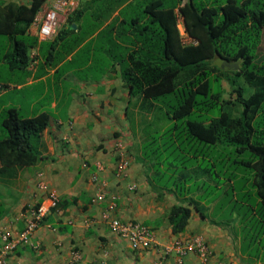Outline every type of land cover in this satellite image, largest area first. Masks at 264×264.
<instances>
[{
    "label": "crops",
    "instance_id": "1",
    "mask_svg": "<svg viewBox=\"0 0 264 264\" xmlns=\"http://www.w3.org/2000/svg\"><path fill=\"white\" fill-rule=\"evenodd\" d=\"M32 1L0 0V13L12 3ZM90 1L79 0L80 20L71 26L68 18L63 19L56 35L48 39L37 35L40 10L25 34L32 44L22 67L10 65L6 55L12 39L0 33V84L5 88H0L4 90L0 109L16 107L25 116L26 106L32 114L28 117L43 111L51 115L43 133L42 158L30 165L13 164L7 174H0V243L5 230L20 236L34 207L49 208L6 264H250L236 254L227 229L195 210L186 229L174 233L147 180L146 167L124 148L127 131L119 127L130 106L137 113L140 103L130 95L119 61L132 64L140 46L133 31L146 18L129 28L122 24L140 16L137 10L146 8L149 0H98L92 5ZM189 2L183 0L175 9L183 45L198 43L187 30ZM122 29L128 34L119 37ZM61 36L64 40L58 41ZM136 119L140 124L141 117ZM122 160L128 164L121 170ZM52 195L57 198L54 206ZM113 218L149 227L155 243L134 249L111 228ZM196 235L206 241L207 254L192 250L181 255L177 246Z\"/></svg>",
    "mask_w": 264,
    "mask_h": 264
},
{
    "label": "trees",
    "instance_id": "2",
    "mask_svg": "<svg viewBox=\"0 0 264 264\" xmlns=\"http://www.w3.org/2000/svg\"><path fill=\"white\" fill-rule=\"evenodd\" d=\"M182 1L149 0L144 14L122 24L129 28L146 18L133 31L140 46L132 64L119 61L129 93L140 103L139 127L162 107L172 120L150 134L141 129V140L130 148L157 198H176L167 214L174 233L186 229L194 209L229 231L243 262L264 263V53L256 50L264 34V0H189L187 30L198 41L191 45H183L177 25ZM44 3H12L1 11L0 33L12 39L6 55L11 66L27 64L32 43L25 34ZM81 17L77 10L68 21L72 26ZM127 31H118L119 37ZM222 59L240 61V68L225 70ZM225 79L237 93L234 100L224 98ZM50 121L47 111L25 117L16 107L0 109L1 175L13 164L42 158Z\"/></svg>",
    "mask_w": 264,
    "mask_h": 264
},
{
    "label": "built area",
    "instance_id": "3",
    "mask_svg": "<svg viewBox=\"0 0 264 264\" xmlns=\"http://www.w3.org/2000/svg\"><path fill=\"white\" fill-rule=\"evenodd\" d=\"M79 6V0H49L41 9L40 16H37V35L41 39H48L56 35L63 19L74 13ZM0 88L2 85L0 84ZM127 161L120 163L121 170L127 166ZM57 198L51 196V206L56 205ZM49 208L45 205L34 207L25 218V227L21 230L20 236L15 237L9 230L1 234L0 243V264H6L7 257L15 251L18 244L27 242L35 230L40 226ZM110 226L122 237L129 240L134 249L148 247L155 243L154 236L149 227L134 221L113 218ZM181 255H186L189 251L196 250L202 255H206L208 245L201 235L194 236L191 240L177 246Z\"/></svg>",
    "mask_w": 264,
    "mask_h": 264
},
{
    "label": "rangeland",
    "instance_id": "4",
    "mask_svg": "<svg viewBox=\"0 0 264 264\" xmlns=\"http://www.w3.org/2000/svg\"><path fill=\"white\" fill-rule=\"evenodd\" d=\"M195 1H198V0H195ZM204 1L208 2L209 0H204ZM211 1H213V0H211ZM225 1L226 0H221V3H224ZM137 13L140 15L144 14V13H142V9H138ZM104 44L101 41L98 42L99 46L103 47ZM256 50H258L261 54L264 53V34L262 35V39L259 41V45H258ZM119 51H121V50H118L117 53ZM102 65H103L102 66L103 67L102 71H103L105 69V67L107 66V61H105ZM241 83L247 87V83L245 82V80L242 77H241ZM223 85L225 88V93L223 94L224 98L234 100L237 96V93L233 90L232 87H230V84L226 79L224 80ZM3 89H5V88H3ZM3 89H0V93H2L4 91ZM249 92H250V90H248V93ZM14 101H15V98L12 99L11 104H15ZM0 105H1V102H0ZM27 108L28 107H26V106L23 107L22 112L25 116L28 117L32 114L27 110ZM165 112H166V108L162 107L160 110H158V115L157 114H151L149 116H144V122L142 123L141 127H139L138 119H136V117L138 115L141 117L142 113L141 114H139L138 112L136 113L132 109V106H130V108L126 111L127 117L124 120V124L119 127V128H122V130L126 129V131H127V134L124 137V148H125V150L127 148L128 151L129 150L132 151V149L130 147L134 143L139 142V135L142 136V133H140L141 129H143L144 133L150 134L154 131H157V130L159 131L160 129H164V128L170 126L172 124V120L168 118V116L165 114ZM158 200H161V204L163 203L162 205H163L166 213L169 212L172 205L177 203L176 198L170 194H167L164 198L158 199Z\"/></svg>",
    "mask_w": 264,
    "mask_h": 264
},
{
    "label": "water",
    "instance_id": "5",
    "mask_svg": "<svg viewBox=\"0 0 264 264\" xmlns=\"http://www.w3.org/2000/svg\"><path fill=\"white\" fill-rule=\"evenodd\" d=\"M76 25H74L75 27ZM220 67L225 70H238L240 68V61L231 62L227 59H222L219 63Z\"/></svg>",
    "mask_w": 264,
    "mask_h": 264
}]
</instances>
